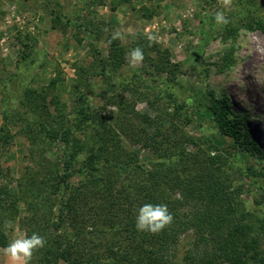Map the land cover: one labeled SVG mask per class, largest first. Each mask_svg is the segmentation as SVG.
<instances>
[{
  "label": "trees",
  "instance_id": "1",
  "mask_svg": "<svg viewBox=\"0 0 264 264\" xmlns=\"http://www.w3.org/2000/svg\"><path fill=\"white\" fill-rule=\"evenodd\" d=\"M141 11L153 16L148 7ZM241 26L264 33V18H244ZM239 29L231 25L228 34ZM134 39L149 64L169 75L159 89L176 102V124L165 126L161 117L139 110L125 95L124 75L117 80L124 91L118 96L99 93L106 101L98 110L90 109L79 89L72 114L56 94L48 99L26 92L20 101L32 103L34 111L29 118L19 111L15 115L27 133L34 164L14 179L0 161V247H7L8 233L19 224L25 237L35 232L44 239L32 252L38 264H264L261 218L256 225L251 212L239 210L219 155L189 149L181 124L188 119L192 98L174 80L178 64L156 41L140 33ZM124 53L113 44L110 64L120 66ZM102 67L104 74L106 65ZM208 95L207 108L220 132L238 148L264 158L250 132H240L239 114L228 101L213 89ZM109 103L116 109L104 114ZM10 135L8 126L0 127V149L8 146ZM55 142L62 146L61 154L50 162L46 146L41 152L37 148ZM243 174L264 189L263 171L247 167ZM146 203L164 204L172 216L159 232L135 228L137 210Z\"/></svg>",
  "mask_w": 264,
  "mask_h": 264
},
{
  "label": "rangeland",
  "instance_id": "2",
  "mask_svg": "<svg viewBox=\"0 0 264 264\" xmlns=\"http://www.w3.org/2000/svg\"><path fill=\"white\" fill-rule=\"evenodd\" d=\"M145 7L152 17L143 14ZM217 13L223 21H216ZM244 18H264V0H0V127L8 126L11 134L5 141L8 146L0 149L2 165L18 179L27 165L34 164L27 133L15 115L19 111L29 118L34 111L32 103L20 101L28 91L48 99L58 95L72 114L79 89L90 109L98 110L106 101L99 93L118 96L124 91L117 81L124 75L125 95L139 110L161 117L165 126L176 124L180 116L176 102L160 92L161 81L169 75L159 74L144 54L132 62L131 52L139 48L133 39L140 33L178 64L174 80L192 98L188 119L181 118L189 149L200 147L219 155L239 210L251 212L250 221L256 225L260 224L256 218L264 223V189L243 174L247 167L264 172V158L238 148L233 138L223 135L207 108L213 89L239 114L240 132H250L253 143L264 150V33L241 26ZM231 25L240 26L234 36L228 34ZM113 44L125 49L118 67L109 62ZM115 109L109 103L104 114ZM43 147L47 161H56L61 154L59 142L41 144L37 150ZM135 149L145 154L138 146ZM80 162L81 156L77 167ZM8 234L10 241L25 237L19 224ZM4 250L0 247V264H38L36 253L13 260Z\"/></svg>",
  "mask_w": 264,
  "mask_h": 264
},
{
  "label": "clouds",
  "instance_id": "3",
  "mask_svg": "<svg viewBox=\"0 0 264 264\" xmlns=\"http://www.w3.org/2000/svg\"><path fill=\"white\" fill-rule=\"evenodd\" d=\"M216 21H223V16L220 13H217ZM131 57L133 63L142 60L143 53L141 49H133ZM171 220L172 216L166 205L146 203L137 210L135 228L138 231L156 233L162 230ZM43 244V237L34 232L30 236L11 240L4 251L13 260L26 259L31 257L34 249L42 247Z\"/></svg>",
  "mask_w": 264,
  "mask_h": 264
},
{
  "label": "bare ground",
  "instance_id": "4",
  "mask_svg": "<svg viewBox=\"0 0 264 264\" xmlns=\"http://www.w3.org/2000/svg\"><path fill=\"white\" fill-rule=\"evenodd\" d=\"M238 37V36H237ZM236 39V38H235ZM236 43V42H235ZM242 45V44H241ZM227 46V45H226ZM244 46V45H243ZM231 48V47H230ZM235 49V48H234ZM234 52V50H233ZM227 54V53H226ZM234 60V59H233ZM263 63H264V53H263ZM233 64V63H232ZM257 71V70H256Z\"/></svg>",
  "mask_w": 264,
  "mask_h": 264
}]
</instances>
